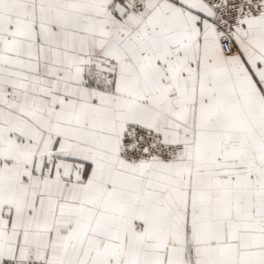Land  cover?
Returning <instances> with one entry per match:
<instances>
[{
	"label": "snow or ice",
	"instance_id": "6c2138e0",
	"mask_svg": "<svg viewBox=\"0 0 264 264\" xmlns=\"http://www.w3.org/2000/svg\"><path fill=\"white\" fill-rule=\"evenodd\" d=\"M0 264H264V0H0Z\"/></svg>",
	"mask_w": 264,
	"mask_h": 264
}]
</instances>
